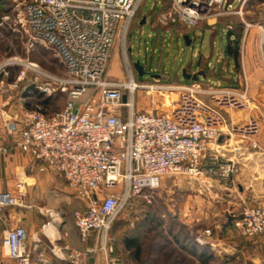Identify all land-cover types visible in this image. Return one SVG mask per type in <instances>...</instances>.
<instances>
[{"label":"rangeland","instance_id":"obj_1","mask_svg":"<svg viewBox=\"0 0 264 264\" xmlns=\"http://www.w3.org/2000/svg\"><path fill=\"white\" fill-rule=\"evenodd\" d=\"M11 4L10 0H0V66L8 72L4 75L8 90L0 99V116L2 120L5 115L16 118L4 111L13 105L16 110L21 105L47 114L57 112L66 105L68 93L56 91L41 97L37 88L40 80L27 65L33 63L61 77L66 76L64 67L54 49L32 42L9 24L1 25L4 16L12 12ZM204 12L195 24L187 25L180 20V8L173 0H144L126 38L119 39L111 52L106 78L126 83L131 70L138 83L164 88L162 93L146 88L136 91L131 98L135 111H170L183 90L194 89L221 111L225 127L218 143L206 153L203 177L160 176L147 199L133 201L115 220L105 246L100 235L90 239L87 253L107 251L105 264H200L184 248L193 244L213 253L212 264H264V239L242 236L233 224L235 215L249 203L246 197L242 199L241 187L254 161V157L242 154L243 149H234L242 140V128L253 120L260 125L256 139L261 133L264 136V0H215ZM187 37L192 40L190 44ZM228 46L230 54H237L235 57L226 53ZM136 60L148 72L144 76L137 74ZM23 70L26 74L20 81ZM210 92L214 93L208 95ZM219 98L233 100L234 105L229 109L214 102ZM45 99H49L48 104H43ZM2 124L5 128L4 120ZM222 138L225 141H220ZM7 173L0 166V182L11 180ZM38 189L36 205L51 208L75 230L73 214L81 208V202L64 180L52 174V179ZM27 201L31 202L28 196ZM34 213L42 216L36 207ZM209 228L213 235L206 238L204 231ZM133 236L144 242L139 256L123 244L125 238ZM85 261L93 263L90 256Z\"/></svg>","mask_w":264,"mask_h":264},{"label":"built area","instance_id":"obj_2","mask_svg":"<svg viewBox=\"0 0 264 264\" xmlns=\"http://www.w3.org/2000/svg\"><path fill=\"white\" fill-rule=\"evenodd\" d=\"M143 1L10 0L12 12L1 23L54 49L66 72L61 77L28 64L40 80L38 90L45 95L66 92L67 103L50 114L20 106L16 118L4 114V121L15 146L30 154L40 171L61 175L81 202L73 220L82 244L100 235L105 246L115 220L133 201L147 199L155 188L153 180L160 176L203 177L206 153L225 127L221 111L194 89L183 90L170 111L141 113L134 110L133 94L140 88L153 93H162L164 88L138 83L131 70L126 83L106 78L111 52L119 39L126 38ZM213 1L173 3L180 8V20L193 25ZM25 74L23 70L18 80ZM4 75L8 72L0 66V99L8 90ZM124 94L128 95L125 103ZM216 100L229 109L234 105L233 100ZM122 107L126 108L124 121ZM241 131V139L258 148L259 122L253 120ZM8 150L0 141V156ZM22 188L23 183H18L17 190L22 192ZM22 204L20 195L0 189V219L5 209ZM233 224L242 236L264 239V204L245 203ZM212 233L209 228L204 236L211 238ZM2 246L17 264H51L46 252L28 245L22 225L5 231ZM84 255L79 248H68L64 260L86 264Z\"/></svg>","mask_w":264,"mask_h":264},{"label":"crops","instance_id":"obj_3","mask_svg":"<svg viewBox=\"0 0 264 264\" xmlns=\"http://www.w3.org/2000/svg\"><path fill=\"white\" fill-rule=\"evenodd\" d=\"M190 41L192 42V40ZM20 106H18L16 110L13 105L7 107L4 111L15 116L20 114ZM3 120L2 116H0V138L9 150L0 156V166L1 169L4 168V170L8 172L6 174L7 179L11 178V180L5 184L4 180L1 179L0 188L3 184V190H8L20 195L23 204L22 206L5 209L0 219V264H17L15 260L7 256L2 246V237L5 231L17 225H22L26 229L28 245L31 248L35 247L39 251H44L47 255L50 254L52 256L51 264H54V261L60 263L65 262L64 257L68 254V248H79L85 251L84 257L86 260L89 259V256L90 258L92 257V264H105V259L108 256L107 251L102 250L96 254L87 253L90 249V243H81L77 229L71 230L68 220H65L63 216L59 219V216L55 215L51 208H41L36 205L37 199L36 196H34L36 195L35 190H39L38 188L41 184L45 185L49 182L52 179V174H59L49 170L40 171L33 157L30 154L21 152L20 149L15 146V140L10 139V136L5 134L4 124H2ZM222 139H220V141H225V138ZM239 141L240 144H237L238 148L234 150L243 149L244 151L242 154L246 155L247 153L246 158L254 157V159L252 158L254 161L251 163L252 166L250 167L247 178L243 181L244 186L241 187L243 192L241 197L242 199L246 197L249 203L264 204V136L261 133L258 137V148L256 149L250 147L243 140L239 139ZM215 144L216 143L212 145V148ZM254 162H257V166L254 165ZM59 176L61 177V175ZM20 182L23 183L22 192L17 190V184ZM27 196L28 199H31V202L27 201ZM35 207L38 208L40 214L45 217L35 215ZM23 218L26 219L23 221ZM117 224L118 222H116V225Z\"/></svg>","mask_w":264,"mask_h":264},{"label":"trees","instance_id":"obj_4","mask_svg":"<svg viewBox=\"0 0 264 264\" xmlns=\"http://www.w3.org/2000/svg\"><path fill=\"white\" fill-rule=\"evenodd\" d=\"M159 31V30H157ZM226 53L230 54L229 46L226 48ZM231 56H236L237 54H230ZM39 95L42 97L43 94L39 93ZM49 99H45L43 101V104H48ZM124 247L128 251H134L136 256H139L142 250V246L144 244L142 238L138 236H133L131 238H125L124 241ZM186 251L188 252L189 255L195 257L198 259L200 264H212V261L214 260V255L213 253H207L203 249H199L196 244H193V246L189 247H184Z\"/></svg>","mask_w":264,"mask_h":264},{"label":"water","instance_id":"obj_5","mask_svg":"<svg viewBox=\"0 0 264 264\" xmlns=\"http://www.w3.org/2000/svg\"><path fill=\"white\" fill-rule=\"evenodd\" d=\"M186 40H187V44H190L189 37H187ZM130 51H131V49H130ZM133 64H134L135 70H136V72H137V74H138L139 76H144L145 74L148 73V72L144 69V66L140 63L139 60L134 61ZM150 76H151V77H155V78H159V75H156V76H155V75H153V74H150ZM126 101H127V95L124 94V96H123V102L125 103ZM125 117H126V108L123 107V109H122V120H123V121L125 120ZM232 217H233V216H231V217L229 218V223L231 222Z\"/></svg>","mask_w":264,"mask_h":264},{"label":"bare ground","instance_id":"obj_6","mask_svg":"<svg viewBox=\"0 0 264 264\" xmlns=\"http://www.w3.org/2000/svg\"><path fill=\"white\" fill-rule=\"evenodd\" d=\"M31 64H33V63H31ZM182 89H185V87L184 88H182ZM153 184L154 185H156V184H158V181L155 179V180H153Z\"/></svg>","mask_w":264,"mask_h":264}]
</instances>
